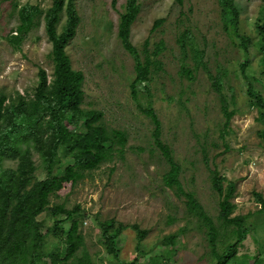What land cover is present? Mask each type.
Returning a JSON list of instances; mask_svg holds the SVG:
<instances>
[{"label": "rangeland", "instance_id": "374dc122", "mask_svg": "<svg viewBox=\"0 0 264 264\" xmlns=\"http://www.w3.org/2000/svg\"><path fill=\"white\" fill-rule=\"evenodd\" d=\"M138 1L130 40L143 58L147 49L152 72L149 80L137 85L135 98V59L119 36L126 0H74L79 21L67 51L72 66L84 73L82 106L101 110L103 123L125 130L128 139L122 154L116 152L85 171L71 191L52 194L51 205L80 206V231L94 264L166 263V257L172 264H215L208 227L189 211L186 196L164 181L170 166L155 142L154 122L143 111L152 106L161 121L160 136L180 164L184 190L193 193L218 227L216 250L221 252L233 237L230 226L218 218L214 168L235 182L231 215L252 214L251 230L229 264H264V213H257L261 203L255 195L264 197V141L258 134L257 109L246 92L251 82L264 95L261 53L253 44L244 49L231 34L219 0ZM234 2L240 31L256 34L263 0ZM25 3L38 5L42 12L26 33H20L19 8ZM51 4L52 0H0L1 92L32 94L40 66L51 77L52 42L44 20ZM157 19L162 22L156 25ZM65 20L63 13L59 29ZM182 35L185 47L179 42ZM161 42L164 47L155 53ZM223 98L233 111L228 124ZM35 159L40 161L37 153ZM5 165L15 166V161L6 159ZM45 217L49 226L52 221ZM111 218L126 225L117 239L118 258L107 252L101 239V222ZM133 224L147 230L141 242ZM172 233L178 236L169 243L165 237ZM55 240L49 239V248Z\"/></svg>", "mask_w": 264, "mask_h": 264}, {"label": "trees", "instance_id": "16d2710c", "mask_svg": "<svg viewBox=\"0 0 264 264\" xmlns=\"http://www.w3.org/2000/svg\"><path fill=\"white\" fill-rule=\"evenodd\" d=\"M177 1L183 3V0ZM219 2L231 34L239 38V44L244 49L253 44L261 53L264 66V0L254 35L240 31L239 10L234 0ZM139 9L138 0H126L119 23L121 41L135 59L136 75L131 82L135 98L138 97L137 85L149 80L152 72L147 49V55L143 58L130 40L131 25ZM41 12L42 9L36 4L22 5L17 27L20 33H26L34 24L35 16ZM63 13L66 20L59 29ZM44 20L48 38L52 42L49 53L53 63L51 77L40 66L32 94L0 91V264H94L80 231V218L83 215L80 206L67 208L62 203L51 205L50 196L71 191L85 171L97 168L116 152L122 154L128 137L125 130L107 127L102 121L101 110L82 106L84 73L72 66L67 51L79 21L74 0H52V4L44 10ZM161 22L162 19H157L156 25ZM185 37L182 35L179 40L182 47H185ZM162 43L157 45L155 53L164 47ZM196 54L201 57L198 49ZM241 66L244 70L246 63ZM248 84L246 92L249 104L257 109V119L261 124L258 134L264 141V95L251 82ZM143 111L154 122L155 142L170 166L164 175L165 183L186 196L189 211L198 215L208 227L215 264H229L236 259L239 245L251 230L249 218L252 214L231 215L235 208L231 200L235 182L221 175L216 168L211 170L212 184L220 196L218 218L225 226H230L233 237L219 252L216 250L218 227L193 193L184 190L179 179L180 164L175 160L171 147L160 136L158 114L152 106L143 108ZM222 111L228 124L233 111L228 109L224 98ZM35 153L39 155V162L35 159ZM6 159L15 161V166L5 165ZM224 180L227 181L226 185ZM255 195L261 203L257 213L262 216L264 197L260 192H255ZM45 215L52 221L49 226L45 224ZM132 226L141 242L147 230L138 224ZM125 227L124 223L114 218L101 222L102 243L107 252L116 258L119 257L117 239ZM177 236L178 233H172L165 238L171 243ZM51 237L57 240L49 248ZM80 250L81 254L78 255ZM166 258V263L153 264H172L170 257Z\"/></svg>", "mask_w": 264, "mask_h": 264}]
</instances>
